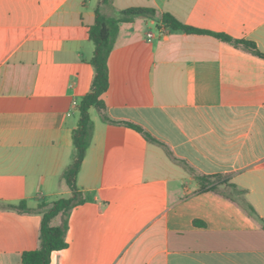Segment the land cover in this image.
Instances as JSON below:
<instances>
[{"label": "crops", "instance_id": "1", "mask_svg": "<svg viewBox=\"0 0 264 264\" xmlns=\"http://www.w3.org/2000/svg\"><path fill=\"white\" fill-rule=\"evenodd\" d=\"M99 0H0V264L40 246L43 213L73 196L78 104L95 77ZM155 19L122 23L109 60L107 115L77 178L84 202L51 264H264V58L187 26L252 41L264 54V0H114ZM222 176L200 192L196 176ZM25 202L30 212L7 209ZM43 206V208H42ZM199 221L203 225H196ZM62 216L52 220L61 226Z\"/></svg>", "mask_w": 264, "mask_h": 264}, {"label": "trees", "instance_id": "2", "mask_svg": "<svg viewBox=\"0 0 264 264\" xmlns=\"http://www.w3.org/2000/svg\"><path fill=\"white\" fill-rule=\"evenodd\" d=\"M113 2L114 0H99V6L96 10V21L90 29V37L95 45V54L91 61L95 69V77L90 93L78 104V126L73 131L74 154L72 163L63 173V178L72 191L73 196L70 198H62L45 210L40 228V246L37 250L26 252L22 255L24 264H51L52 254L55 251H61L68 247L67 232L70 212L76 206L84 202L82 194L78 191L77 178L93 139L94 123L90 115L91 108H96L98 110L104 122L125 125L142 133L149 142L162 145L159 140L145 132L140 126L130 122H116L111 120L107 115V107L102 96L109 89L108 60L119 35L120 25L122 23L131 22L135 18L155 19L157 16V11L149 7H131L120 11L117 16L104 14V9L114 10ZM159 22L165 25L168 31L209 35L264 58V54L259 51L256 44L252 41L234 39L227 34L187 26L169 13H164L159 18ZM196 178L200 184V192H205L215 191V185L217 181L222 179V176L200 175L196 176ZM6 208L18 210L20 212H30L25 202L17 206L8 205ZM245 208L250 215L264 226V219L258 215L253 206L246 203ZM59 215L62 216L61 226H52V220ZM195 224L197 226L199 224L204 226V223L199 221H196Z\"/></svg>", "mask_w": 264, "mask_h": 264}, {"label": "rangeland", "instance_id": "3", "mask_svg": "<svg viewBox=\"0 0 264 264\" xmlns=\"http://www.w3.org/2000/svg\"><path fill=\"white\" fill-rule=\"evenodd\" d=\"M118 15V14H117Z\"/></svg>", "mask_w": 264, "mask_h": 264}]
</instances>
